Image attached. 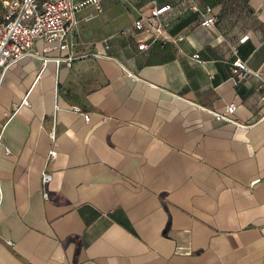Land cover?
<instances>
[{
	"label": "crops",
	"instance_id": "1",
	"mask_svg": "<svg viewBox=\"0 0 264 264\" xmlns=\"http://www.w3.org/2000/svg\"><path fill=\"white\" fill-rule=\"evenodd\" d=\"M157 4L156 43L134 28L151 0H117L10 68L0 264H264V89L233 73L264 77V0ZM232 103L237 123L216 120Z\"/></svg>",
	"mask_w": 264,
	"mask_h": 264
},
{
	"label": "built area",
	"instance_id": "2",
	"mask_svg": "<svg viewBox=\"0 0 264 264\" xmlns=\"http://www.w3.org/2000/svg\"><path fill=\"white\" fill-rule=\"evenodd\" d=\"M103 0H8L6 12L0 22V89L10 68L32 55L36 40H44L47 43L60 42V49H69L68 36L78 25L77 13L83 9L94 6L98 12H102ZM171 9L170 5H158L157 0H151L150 15L142 16L134 22V28L139 32H145L152 36V42L159 41L164 33V27L160 23L161 17ZM193 11L201 15V25L213 28L217 25V18L213 14V8L208 6L200 10L196 3L191 5ZM184 39L181 36L176 42ZM140 50H146L149 45L146 42L139 44ZM198 59L199 56H196ZM62 60H57L60 64ZM73 58H69L67 64L71 65ZM233 73L237 79H243L252 74L261 80L264 89V77L259 73L251 72L240 57L233 64ZM264 102V92L262 95ZM77 112L81 109L74 108ZM238 106L229 104L223 112H213L216 120L221 122L237 123L232 119L236 114ZM86 118L89 117L86 115ZM1 143V142H0ZM53 157L56 156L52 152ZM51 179L48 174L44 175L46 184ZM48 197V194L45 193Z\"/></svg>",
	"mask_w": 264,
	"mask_h": 264
},
{
	"label": "rangeland",
	"instance_id": "3",
	"mask_svg": "<svg viewBox=\"0 0 264 264\" xmlns=\"http://www.w3.org/2000/svg\"><path fill=\"white\" fill-rule=\"evenodd\" d=\"M3 1L4 0H0V3L3 2ZM115 1H117V0H103V2H102V9H103V7H104V5L106 3H109V2L114 3ZM90 7H93V6H90ZM90 7H87V8H90ZM96 13L99 14V16H101V14H102V12H98V11ZM80 14H81V12L77 13L76 18H78Z\"/></svg>",
	"mask_w": 264,
	"mask_h": 264
}]
</instances>
